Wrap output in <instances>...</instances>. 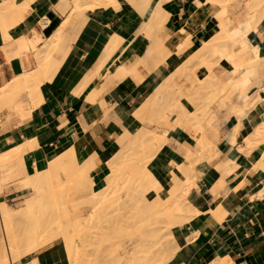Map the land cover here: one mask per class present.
<instances>
[{
	"label": "crops",
	"instance_id": "crops-1",
	"mask_svg": "<svg viewBox=\"0 0 264 264\" xmlns=\"http://www.w3.org/2000/svg\"><path fill=\"white\" fill-rule=\"evenodd\" d=\"M69 1L72 0H0V93L19 76L36 72L41 63L38 64L37 55L45 58L50 40L60 27L61 30L66 26V38L63 30L64 40L60 43L62 52L59 47L57 55L55 51L53 54L59 65L40 83L36 97L41 96L35 107L23 115L13 106L5 107L6 102L0 100V153L25 148L15 160L21 171L16 179L20 180L23 173L32 175L46 170L51 161L74 148L78 164L89 159L94 162L91 185L98 190L106 183L111 171L107 160L116 150L117 138L124 133L130 114L218 30L216 7L206 0H165L162 6L169 16L166 30L171 35L170 46L174 48L187 39L192 45L182 54L173 50L164 63L149 71L141 61L147 35L142 31L145 16L139 9L128 0H118L115 5L85 9L84 17L72 12L74 5ZM243 18L234 9L229 28ZM249 38L264 53V18L249 33ZM25 41L27 49L22 47L21 42ZM42 46L45 54H41ZM37 49H41L38 54ZM224 61L227 60H221L213 68L215 74L229 70L222 65ZM93 95L97 97L94 100L90 99ZM249 116L261 122L264 101ZM236 120L232 114L224 121L217 141L218 156L195 165L197 187L191 199L196 214L173 227L180 248L167 264H264V141L256 143L257 146L254 138L248 139L251 125L234 141L229 132ZM168 136L176 143L185 140L195 143L193 136L180 126L171 129ZM185 161L181 153L172 156L160 150L148 163V169L167 186L173 174H181L177 164ZM18 184H11L0 196L14 207L27 194ZM65 247L64 241L55 242L22 255L13 264H69Z\"/></svg>",
	"mask_w": 264,
	"mask_h": 264
},
{
	"label": "bare ground",
	"instance_id": "bare-ground-1",
	"mask_svg": "<svg viewBox=\"0 0 264 264\" xmlns=\"http://www.w3.org/2000/svg\"><path fill=\"white\" fill-rule=\"evenodd\" d=\"M164 1L128 0L145 16L142 31H145L147 35V48L141 61L146 63L149 71L164 63L173 50L182 54L192 45L187 39L179 42L174 48L170 46L171 35L166 30V21L169 16L163 9ZM206 1L216 7L215 19L218 30L183 60L156 91L130 114V121L124 126V133L117 138L118 146L107 160L111 171L103 187L98 190L92 189L91 172L95 166L94 162L89 159L82 165L78 164L74 157V148H71L51 161L46 170L32 175L23 173L22 183L25 185V190L30 191L31 194L26 197L22 206L12 208L5 201L0 202V264H13L22 255L39 250L61 238L67 246L65 248L69 253L70 264L85 262V264H98L104 261L108 256L99 261L100 257L96 258L97 255L94 259L88 258L86 256L88 252L85 251L91 245L93 249V246H97L95 243L99 244L101 240H107L106 243L103 241L105 244L108 241L111 242L112 247L108 242L111 247V250L108 248L111 253L108 252L110 258L111 255L117 258L116 254H119V258L115 259L116 264L117 262L119 264H167L178 253L180 244L173 233V227L184 224L196 214V207L191 199L192 191L197 187L195 165L203 160L212 161L218 156L217 141L224 121L232 114L236 116L234 126L230 132L228 131L234 141L238 134L243 135L248 131L249 125L252 126V131L248 139L254 138V144L264 141V118L257 123L249 116L253 110L248 109L251 107L247 108V104L249 106L254 98L258 99V103L264 101V54L261 48L249 38V33L256 30L264 18V0ZM69 2L74 5L72 12L76 11L84 15L85 9L115 5L118 0H72ZM232 2L240 6L245 5V10H243L244 18L239 19L235 27L229 28L233 20V9L230 7ZM66 5L71 6L68 3ZM60 28L53 40H50L51 46L46 57L41 55L44 59L39 55V50L43 51V46L46 50L47 43H44L41 49H37L38 64L41 61L38 66L41 70L36 68L35 73L34 70L31 71L33 73L26 72L16 80L14 79L12 84H7L1 89L0 100L6 102L5 107L13 106L22 114L28 113L33 106L35 107L37 98L41 96L36 97L39 95L37 93H40L38 91L40 83L59 65V61L53 54L55 51L57 55L56 49L61 48L60 43L64 40L62 31L66 29V26L61 30ZM65 34L64 30L66 38ZM27 41L21 42L22 47H28ZM60 50L61 54L62 48ZM42 51L41 54H45ZM223 59L229 61L233 68L222 74H215L213 68ZM119 76H121L120 72ZM115 77L118 79L117 76ZM184 78H189L191 81V87L189 86L188 90L182 87ZM252 89L254 93L258 92V95L254 94L250 99L253 94ZM95 97L93 95L90 99L94 100ZM254 104L257 106V102ZM1 108L4 107L1 106ZM176 126L182 127L186 134L193 132L195 143L190 144L186 140L176 143L173 138H170L167 129H173ZM234 141L229 142L234 143ZM175 144L176 149L173 147ZM251 147L249 146V149L254 148ZM24 150L25 148L20 146L0 153V164L3 163L0 165V189L7 175L13 174L11 176L13 177L21 174L18 168L15 170V160ZM160 150H165L172 156L181 153L186 159L185 162L177 164L181 174H173L172 181L167 186H163L160 179L148 169V163ZM220 165L223 166V163ZM4 168L10 170V174ZM76 187L77 189H73ZM75 190L80 199L77 204L71 202L74 198L71 197L73 196L71 191ZM114 201H118L115 202L117 210L123 208L122 211H126L124 216L118 214L121 210L117 211L114 208L115 205L111 203ZM110 204L112 207H109ZM83 205L91 206L90 213L84 215L80 210L77 212L78 215L77 213L73 215V211L77 207L81 209ZM73 206L76 208L74 209ZM108 208L115 209L116 212L110 211L112 213L110 216ZM116 213L125 218L117 216L118 219H116ZM118 222L119 225L121 222H124L121 224L125 227L127 225L128 229H124L122 225L119 228L128 230L127 235L124 231L120 234L117 228ZM109 229L111 232L108 234ZM129 229L134 235H138L133 237ZM116 233H119L120 238L130 237L127 241L123 237L125 242L121 243L118 236H115ZM118 241L120 243L116 244L115 242L118 243ZM83 242L90 245L87 247L85 244L83 248L81 246ZM101 244L98 247L101 248L103 246ZM108 260L109 257L107 262ZM112 260L109 261L114 263Z\"/></svg>",
	"mask_w": 264,
	"mask_h": 264
},
{
	"label": "rangeland",
	"instance_id": "rangeland-1",
	"mask_svg": "<svg viewBox=\"0 0 264 264\" xmlns=\"http://www.w3.org/2000/svg\"><path fill=\"white\" fill-rule=\"evenodd\" d=\"M98 7H100V6H98ZM230 7H231L233 10L237 8V9L239 10V12L244 16V12H243V10H245V5H244V6H240V5H238L237 3L232 2V3L230 4ZM262 53H263V51H262ZM263 54H264V53H263ZM222 65L225 66V67L228 68V69H232V68H233L232 64H230L228 61H224V62H222ZM181 84H182V87L184 88V90H188V89H190V87H191V86H190V85H191V81H190L189 78H184V79L182 80V83H181ZM189 86H190V87H189ZM252 90H253V89H252ZM252 93H253V94H252V97H250V99L253 98L254 94H257V95H258V92H255V93H254V90L252 91ZM255 96H256V95H255ZM256 97H257V96H256ZM257 98H258V97H257ZM253 100H256V101H253ZM250 101H251V100H250ZM255 102H257L256 105H258V99H255V98H254V99H252V101L249 103V106H248V104H247V108H248V107H251V109H250V108H248V109L254 111L255 108H256V106H255V104H254ZM254 106H255V107H254ZM255 113H256V112H255ZM23 115H24V114H23ZM170 130H171V128H168V129H167V134L169 133ZM189 133H190V132H189ZM192 133H193V132H192ZM192 133H190V134L193 136L192 139L195 140V137H194V135H193ZM1 164H3V163H1ZM1 164H0V165H1ZM16 168H17V167H15V170H16ZM4 170H6V168H4ZM15 170H14V171H15ZM6 172H7L8 174H10V173H9L10 170H9V171L6 170ZM6 172H5V173H6ZM5 173H4V175L6 176L7 173H6V174H5ZM12 175H13V174H11V176H12ZM18 175H20V174H18ZM18 175H17V176L14 175L13 177H11L10 175H7V179L4 181L3 186H2V188L0 189V196L4 193V192H3L4 190H7V191H8V190L10 189V185L13 184V183H15V182H18V183H19V184H18V187L23 188V189L25 190V185L22 183L21 178H20V180H17V179H16L17 177H19ZM9 176H10V177H9ZM8 177H9V178H8ZM10 178H11V179H10ZM9 179H10V180H9ZM7 180H8V181H7ZM5 182H6V183H5ZM10 183H11V184H10ZM20 183H21V184H20ZM117 186H118V185H116V187H117ZM120 186H121V185H120ZM122 186H123V185H122ZM122 186H121V187H122ZM73 189H77V187H76V188H73ZM73 189H72V190H73ZM76 191H77V190H75L74 192L71 191V193L73 194V196H71V197H74L73 200H71V202H76V204H77V201L80 200V199L78 198L79 195L76 194V193H77ZM26 192H27V194L24 196L23 201H22L21 203H19V204L17 205V207L12 206V205L9 204L8 202H6V203L9 204L12 208H18V207L22 206V205L24 204V200L26 199V197H27L28 195L31 194L30 191H29V192L26 191ZM75 192H76V193H75ZM120 192H122V191H120ZM122 193H123V192H122ZM72 194H71V195H72ZM76 196H77V197H76ZM110 197H111V195H110ZM121 199H123V198L121 197ZM116 200H117V199H116ZM2 201H5V200L2 199V198H0V202H2ZM111 201H112V200H111ZM115 202H116V201L111 202V203L113 204V206L115 205ZM117 202H118V201H117ZM117 202H116V203H117ZM72 205H73V204H72ZM110 205H111V204H110ZM118 206H119V205H118ZM81 207H82V206H81ZM109 207H112V205L109 206ZM73 208L75 209L76 206H75V207L73 206ZM114 208L116 209V208H118V207L115 205ZM119 208H120V207H119ZM90 209H91V206H90V205H83V207H82L81 209L77 207V208L73 211V215H76V213H77L78 211H80V210H82V212L84 213V215H88V214L90 213ZM115 209H112V210L115 211ZM108 210H109V212H110V211L112 212L111 208H108ZM116 210H117V209H116ZM120 210H121V213L119 212L118 214L124 216V214H125L124 212H126V211L124 210V212H123V211H122L123 208H120ZM120 210H117V211H120ZM111 212L109 213V215H110V214L112 215ZM115 212H116V211H115ZM122 212H123V214H122ZM86 213H87V214H86ZM113 214H114V213H113ZM118 214H117V213L115 214V215H116V216H115L116 219H118V218H117V216H119ZM77 215H78V213H77ZM111 215H110V216H111ZM113 217H114V215H113ZM119 218H125V217H120V216H119ZM113 219H114V218H113ZM114 220H115V219H114ZM121 220H123V219H121ZM115 221H116V220H115ZM121 223H124V222H121ZM121 223H120V225H119V222H118V225H117V228H118V230L120 231V234L122 233V231H124V229H128V227H127L126 224H125V225H126V227H125V226H124L123 224H121ZM121 225L124 226V229H123V230H122V229H119ZM121 228H123V227H121ZM97 229H98V228H97ZM97 229H96V231H98ZM106 229H107V227H106ZM129 230H130V229H129ZM93 231H95V229H93ZM107 231H108V234L111 232L110 229L107 230ZM119 231H117V232H119ZM125 231H126V230H125ZM125 231H124V233L127 235V234H128V233H127L128 230H127L126 232H125ZM98 232H99V231H98ZM115 232H116V231H115ZM130 232H131V230H130ZM95 233H96V232H95ZM95 233H94V235H95ZM131 233H133V232H131ZM98 234H99V233H98ZM105 234H107V232H105ZM118 234H119V233H118ZM118 234L116 233L115 236H118ZM100 235H101V234H100ZM100 235H99V236H100ZM122 235H124V234H122ZM122 235H121V236H122ZM129 235H130V233H129ZM132 235H133V237H134V236H136V235H138V234H135V235H134V233H133ZM132 235H131V236H132ZM115 236H114V237H115ZM123 237H124V236H123ZM123 237L120 238V236H118L119 239H118V238H117V239H118V240H121V243H124L125 241H123ZM127 237H128V238H127ZM129 237H130V236H126V238L124 237V239H126V241H127V239H129ZM99 238H100V237H99ZM100 239H101V238H100ZM114 239H115V238H114ZM117 239H116V241H117ZM89 241H90V240H89ZM95 241H96V240H95ZM99 241H100V240H98V242H99ZM103 241H104V240H103ZM103 241L101 240V241L99 242V244H98V243H95V244H97V246H93V247H94L93 249H92V245H91L90 247H88L90 244L88 245V244L85 243L86 246H87L88 248H90V249L87 248V250H85V251L88 252V253L85 252V254L87 253L86 256H87L88 258H91V257H92V259H94L95 256L97 255L96 258H97V257H100V258H98L99 261L105 259L106 256L109 257V260H112V258L115 257V258H113V260H112V262H114V263H111L109 260H108V262H107V258H108V257H106V259H105L106 261H105V260H104V261H100L101 263L98 261V262H99L98 264H106V263H107V264H109V263H111V264H116V262H115L116 260H115V259H118V258H119V257H118L119 254H116V253H117V252H116L115 254L117 255V258H116V256H113V255H111L112 257L110 258V255H109V253H110V252H109V249L111 250V247H112V246H111V242L108 241L110 244H109L108 242H107V244H105L107 240L104 241L105 243H104ZM114 241H115V240H114ZM122 241H123V242H122ZM55 242H60V243L63 244V240H62V238H61V239H58V240H56V241H54V242H52V243H55ZM86 242H87V241H86ZM91 242H92V241H91ZM102 242H103L105 245H104ZM52 243H49V244H47L46 246H49V245H51ZM87 243H90V242H87ZM101 243L103 244V246H101V248H100V247H98V246H99ZM115 243H116V244H119L120 242L118 241V243H117V242H115ZM115 243H114V244H115ZM83 244H84V242H83ZM83 244H81L82 247L85 246V244H84V245H83ZM91 244H92V243H91ZM95 244H93V245H95ZM102 244H101V245H102ZM108 244H109L111 247H110ZM107 245H108V246H107ZM46 246H45V247H46ZM81 246H80V248H82ZM102 247H103V249H102ZM105 247H106V249H105ZM83 248H84V247H83ZM108 248H109V249H108ZM91 249H92V250H91ZM101 249H102V250H101ZM88 250H89V251H88ZM103 250H104V251H103ZM94 251H95V252H94ZM99 251H102V252L100 253ZM91 252H92V253H91ZM105 252H106V253H105ZM108 252H109V253H108ZM97 253H98V254H97ZM118 253H119V252H118ZM101 254H102V255H101ZM106 254H107V255H106ZM110 254H111V253H110ZM98 255H99V256H98ZM101 256H102V257H101ZM172 260H173V258H172ZM172 260H171V261H172ZM68 261H69V260H68ZM103 262H104V263H103ZM85 263H86V262H85ZM85 263H84V264H85ZM69 264H70V262H69ZM117 264H119V263L117 262ZM121 264H122V263H121ZM123 264H125V263H123Z\"/></svg>",
	"mask_w": 264,
	"mask_h": 264
}]
</instances>
